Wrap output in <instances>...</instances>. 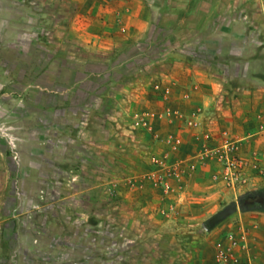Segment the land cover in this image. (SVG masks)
I'll return each instance as SVG.
<instances>
[{
    "label": "crops",
    "instance_id": "crops-1",
    "mask_svg": "<svg viewBox=\"0 0 264 264\" xmlns=\"http://www.w3.org/2000/svg\"><path fill=\"white\" fill-rule=\"evenodd\" d=\"M227 139L264 150V0H0V264H215L235 227L264 262V212L189 229L236 200L217 164L185 185L193 219L126 183Z\"/></svg>",
    "mask_w": 264,
    "mask_h": 264
},
{
    "label": "rangeland",
    "instance_id": "rangeland-1",
    "mask_svg": "<svg viewBox=\"0 0 264 264\" xmlns=\"http://www.w3.org/2000/svg\"><path fill=\"white\" fill-rule=\"evenodd\" d=\"M193 124L189 125L193 129L197 128L195 122H192ZM207 133L198 134V139L201 140L202 143H208L211 140V137L209 140H206L204 135ZM170 144V143H169ZM179 145V144H178ZM170 146H172L170 144ZM220 146V145H219ZM218 147V146H216ZM215 147V148H216ZM180 147L178 146L177 149ZM215 148H209L208 150H212ZM177 151V150H175ZM264 150H257L251 154L247 155H241L240 150L237 147V154L241 159L244 161V166L241 172L239 171L237 174V180H234L233 184H229L228 181H226L221 174V169L218 163V158L216 154L209 153L204 154L199 157L189 158L187 161L188 163L182 161V159H177L175 161H171L168 159V157L165 156H154L149 159L150 165L153 167L151 173L149 174H135L131 175L127 180L126 183L129 185L130 188L138 189V186L142 184L144 186L145 183H151L156 189H158L159 192V198L161 207L158 210V213L163 218H173L177 219L180 218L181 214L184 215V217L194 218L196 215V211H193L197 207L195 206L196 203L193 200V195L189 194L191 193V181L193 180L195 176V172L197 170L196 166L203 164L204 162H213V164H217L218 168L217 171L212 173L209 177V182L221 187L226 192L233 191L236 195H234V198L236 200L234 202H231L228 204V202H223L221 210L219 211V217L212 216L211 214L206 215L205 218V228L200 224V222H194V223H188L189 229L194 228L195 230H198L199 233L203 232H210V230L214 227V224L216 223L215 219L220 218H229L232 214L237 211L239 213L238 208L240 211H260L264 212V185H259L256 189L252 190H246L250 186L251 183H254L255 181H262L264 182V174L260 172L261 166H264V161L261 158ZM158 159L160 161H163V164L158 166L155 163V160ZM184 160V159H183ZM246 163V164H245ZM187 165V171H184V173L181 172L182 168ZM254 166H257L258 168H255ZM171 173V174H170ZM217 175H219L217 177ZM164 181V182H163ZM188 183V187L185 188V185ZM166 184L170 185V189H166ZM183 195L186 196V199H188V206L186 207V199L185 197L182 198ZM241 195V196H240ZM188 197V198H187ZM255 201V204L251 206H246L248 202ZM231 219V218H230ZM234 219V218H232ZM231 219V220H232ZM213 220V221H212ZM231 226L233 227L237 223L235 220L231 221ZM236 228V227H235ZM234 228V231L236 230ZM233 231V232H234ZM239 231V229H238ZM237 231V232H238ZM236 232V231H235ZM219 243H222L224 246L226 245L223 242H218L215 244V264L217 263V245ZM240 264H264V262H249L248 260H243L242 257H240Z\"/></svg>",
    "mask_w": 264,
    "mask_h": 264
},
{
    "label": "built area",
    "instance_id": "built-area-1",
    "mask_svg": "<svg viewBox=\"0 0 264 264\" xmlns=\"http://www.w3.org/2000/svg\"><path fill=\"white\" fill-rule=\"evenodd\" d=\"M193 123H191L192 125ZM206 140H209L211 135L207 133L204 135ZM168 143L172 145L174 149L180 145L179 142H174L173 139H169ZM179 144V145H178ZM216 154L220 171L222 176L229 184H233L234 180H237L238 172L243 169L244 161L237 154V144L230 140H225L220 146L215 149L206 151L205 154L209 153ZM264 161V152L261 155ZM156 165L160 166L163 161L158 159L155 160ZM246 164V163H245ZM258 168L257 166H254ZM241 169V170H240ZM184 173L183 170H181ZM260 172L264 174V166H261ZM171 174V173H170ZM219 175H217L218 177ZM164 182V181H163ZM166 189H170V185L166 184ZM228 244L224 246L222 243L217 245V263L218 264H240V256L237 254L240 249L248 250L250 245V235L244 228H239L238 233L230 232L226 236Z\"/></svg>",
    "mask_w": 264,
    "mask_h": 264
}]
</instances>
